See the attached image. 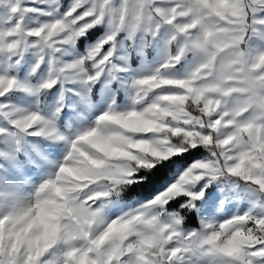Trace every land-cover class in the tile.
<instances>
[{
    "label": "snow or ice",
    "instance_id": "6c2138e0",
    "mask_svg": "<svg viewBox=\"0 0 264 264\" xmlns=\"http://www.w3.org/2000/svg\"><path fill=\"white\" fill-rule=\"evenodd\" d=\"M0 264H264V0H0Z\"/></svg>",
    "mask_w": 264,
    "mask_h": 264
}]
</instances>
